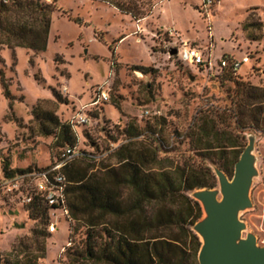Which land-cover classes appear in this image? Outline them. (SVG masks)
<instances>
[{"label":"rangeland","instance_id":"rangeland-1","mask_svg":"<svg viewBox=\"0 0 264 264\" xmlns=\"http://www.w3.org/2000/svg\"><path fill=\"white\" fill-rule=\"evenodd\" d=\"M38 2L52 8L44 52L8 47L14 44L8 30L18 29L17 20L30 21L28 15L5 17L0 25V162L11 169H42L53 164L64 147L54 146L55 134H41L42 115L52 113L68 123L78 108L93 101L106 80L111 85L109 101L89 113L94 126L73 129L78 149L100 157L80 162L94 170L115 164L113 141L122 139V128L132 120L141 126L158 120L160 134L175 150L170 155L185 150L188 140L180 135L173 141L174 131L186 132L200 110L225 107L227 90L233 85L223 81L226 72L207 74L194 64L179 65L178 57L169 59L157 38L166 29H173L204 52L211 47L216 66L223 55L247 57L248 62L232 77L264 88V0H216L207 9L203 0ZM113 5L122 10L133 8L134 15L145 17L136 21ZM1 75L11 101L4 96ZM143 111L149 114L143 116ZM250 136L254 137L257 175L250 188L251 208L241 212L239 219L245 224L242 236L251 233L257 245L263 246L264 133L245 130L240 152ZM47 223H54L56 231L43 230L48 235L37 238L33 231L44 226L31 219L26 207L11 204L0 211V264H22L41 255L37 264H75L65 254L75 223L60 211H48ZM79 232L82 228L73 234L75 242L81 237Z\"/></svg>","mask_w":264,"mask_h":264},{"label":"trees","instance_id":"trees-1","mask_svg":"<svg viewBox=\"0 0 264 264\" xmlns=\"http://www.w3.org/2000/svg\"><path fill=\"white\" fill-rule=\"evenodd\" d=\"M116 8L131 14L136 21L145 17L143 13L137 17L130 7ZM51 12V7L38 0L8 3L0 0V25L5 17L14 14L32 18L17 20L18 29L8 30L14 39L10 40L14 44L8 47L44 52ZM222 58L237 59L227 55ZM225 72L228 77L223 81L227 79L233 85L227 90L228 104L223 108L200 110L186 132L174 131L173 141L180 135L188 140L187 148L178 150L177 156L170 155L175 150L167 146L168 140L160 134L162 124L158 120L143 126L132 120L122 128V139L118 143L113 141L115 164L94 170L92 165L80 162L93 160L81 157L62 168L67 181V218L75 223L73 232L69 231L65 252L69 261L75 264H198L201 242L192 228L201 219L202 209L192 194L216 187L214 168L232 178L234 165L242 153L238 148L245 130L264 133V88L234 79L232 74L237 72L228 69L215 74ZM1 84L4 96L11 101L2 75ZM41 118V134H55L54 146L77 145L76 133L69 123L60 122L52 113H44ZM227 151L231 154L229 159ZM45 168L11 169L8 163H2V171L8 177ZM25 207L31 219H38L44 226L33 231V236L44 235L49 209L41 202ZM80 228L83 232H79L81 237L75 242L73 234ZM71 242L73 245L69 247ZM40 257L22 264H37Z\"/></svg>","mask_w":264,"mask_h":264},{"label":"built area","instance_id":"built-area-1","mask_svg":"<svg viewBox=\"0 0 264 264\" xmlns=\"http://www.w3.org/2000/svg\"><path fill=\"white\" fill-rule=\"evenodd\" d=\"M1 1L8 3L10 0ZM203 1L206 9L210 8L216 2V0ZM157 38L163 42L169 58L171 56H169L168 51L175 49L176 54L172 57H178L180 64H194L199 69L206 70L207 74L211 71L217 72L218 70L222 71L224 69L236 73L242 65L248 62L247 57H242L241 59L220 58L216 66L212 58L211 47H208L206 52H204L198 45L183 39L173 29L164 30ZM110 91L111 85H109V80H106L101 89L95 93L93 101L89 105H82L78 108L75 115L68 121L72 128H92L94 124L91 121L89 113L95 111L99 105L106 104L109 101ZM148 114V111H143V116H147ZM81 157L97 160L100 156H97L95 153H83L78 149L77 145L75 147H66L54 163L44 170H32L10 177L4 174V171H2V163L0 162V211L9 207L11 204H18L25 207L35 202H41L49 211H60L63 216H67V181L61 173V170L65 165ZM46 230L48 233H54L56 231L55 224L49 223Z\"/></svg>","mask_w":264,"mask_h":264},{"label":"water","instance_id":"water-1","mask_svg":"<svg viewBox=\"0 0 264 264\" xmlns=\"http://www.w3.org/2000/svg\"><path fill=\"white\" fill-rule=\"evenodd\" d=\"M168 54L172 57L176 50L170 49ZM253 144L254 137L250 136L234 165L232 178L214 168L218 187L192 194L204 213L192 228L201 242L198 264H264V245L258 246L251 233L242 236L245 224L239 219V214L252 205L250 188L257 175Z\"/></svg>","mask_w":264,"mask_h":264}]
</instances>
